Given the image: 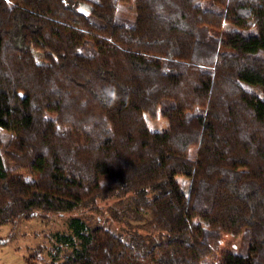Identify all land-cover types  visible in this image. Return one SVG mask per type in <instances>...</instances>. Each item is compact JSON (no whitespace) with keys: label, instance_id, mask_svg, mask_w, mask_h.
<instances>
[{"label":"trees","instance_id":"trees-1","mask_svg":"<svg viewBox=\"0 0 264 264\" xmlns=\"http://www.w3.org/2000/svg\"><path fill=\"white\" fill-rule=\"evenodd\" d=\"M109 197L149 231L68 216L55 264H264V0H0V222Z\"/></svg>","mask_w":264,"mask_h":264},{"label":"rangeland","instance_id":"rangeland-1","mask_svg":"<svg viewBox=\"0 0 264 264\" xmlns=\"http://www.w3.org/2000/svg\"><path fill=\"white\" fill-rule=\"evenodd\" d=\"M226 27V25H223ZM167 52V51H166ZM259 99V93L256 95ZM146 115V114H144ZM147 126L151 129L164 128L166 125L162 117H145ZM184 187L189 178L177 176ZM131 203L125 197L117 200L115 197L106 199L95 198L94 201L81 203L72 210L60 213H46L45 216L36 215L27 220H21L16 227H11L9 222H0V239L8 232L12 236L5 243L0 242V264H22L34 248H38V256L34 258L36 264H55L58 258H51L48 252L52 240V233L65 230V221L68 216H80L87 224H103L109 229L128 235L134 228H140L141 232L147 230L148 215L142 212L131 211ZM145 213V212H144ZM238 237L223 233L220 239V247L235 249Z\"/></svg>","mask_w":264,"mask_h":264},{"label":"clouds","instance_id":"clouds-1","mask_svg":"<svg viewBox=\"0 0 264 264\" xmlns=\"http://www.w3.org/2000/svg\"><path fill=\"white\" fill-rule=\"evenodd\" d=\"M98 95L111 104H114L119 99L117 90L114 86H105L99 90Z\"/></svg>","mask_w":264,"mask_h":264}]
</instances>
